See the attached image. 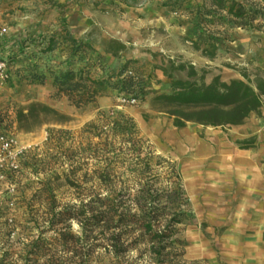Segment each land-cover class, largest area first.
<instances>
[{"label": "rangeland", "instance_id": "1", "mask_svg": "<svg viewBox=\"0 0 264 264\" xmlns=\"http://www.w3.org/2000/svg\"><path fill=\"white\" fill-rule=\"evenodd\" d=\"M166 1L0 0V59L9 73L0 84V134L28 146L14 191L0 194V264H48L50 257L56 264H117L98 238L77 243L69 237L63 243L64 234L80 235L81 226L59 215L61 222L52 224V216L79 211L100 191L99 162L112 140L121 146L104 126L118 119L132 120L138 139L135 149L123 147L115 161L112 191L135 187L141 158H149L153 170L146 176L158 184L167 176L161 158L174 162L192 212L180 225L182 258L188 264H264V120L251 113L241 126L175 127L152 101L170 90V76L188 79L180 63L192 64L197 74L190 79L202 74L205 83L215 76L244 79L242 74L253 82L264 71V21H255L258 28H241L209 19L204 28L220 38L210 59L184 39L189 15L173 11ZM66 30L92 49L71 57ZM51 36L54 49L42 52ZM110 41L125 48L114 56L105 51ZM70 57L73 66L80 57V63L88 59L93 77L111 82L125 65L124 74L142 82L143 98L131 102V95L110 85L94 102L76 107L51 84L50 72L66 68ZM33 63L45 72L44 83L29 77ZM250 137L254 146L244 153L240 146L249 142L238 141ZM138 252H130L123 264H145Z\"/></svg>", "mask_w": 264, "mask_h": 264}, {"label": "trees", "instance_id": "2", "mask_svg": "<svg viewBox=\"0 0 264 264\" xmlns=\"http://www.w3.org/2000/svg\"><path fill=\"white\" fill-rule=\"evenodd\" d=\"M192 1L167 0L164 5H169L173 11L189 15L190 27L187 28L184 39L210 59L216 54L220 38L204 28V25L211 21L209 19L215 18V21L220 23L241 28H258L260 24L255 21H264V5L257 6L253 0H203L202 4ZM53 37L48 39V44L42 52L54 49ZM64 38L68 42L71 57L92 49L89 42L75 38L67 30ZM112 43H115V46H111ZM124 48L123 43L110 41L105 51L115 56ZM71 57L66 68L50 72V75L52 86L76 107L94 102L110 85L133 98H143L145 89L142 82L133 74H124L125 65L116 76L111 75L112 78L116 77V80L111 82L110 79L93 77L94 64L88 59L80 63V57L79 65L73 66L75 61ZM11 60L13 56L10 57ZM29 65V77L36 83H44L45 72L37 70L36 63ZM177 67L180 70L186 69L188 79L170 76V90L152 97V101L160 105L159 111L172 118L175 127H184L192 122L224 128L243 124L251 113L260 115L264 99V71L257 74L253 82L246 74H242L244 79L223 81L215 76L211 82L205 83L202 74L199 78L190 79L197 74L192 64L180 63ZM42 108L55 113L52 108ZM104 127L120 139L121 146L116 148L115 141L112 140L111 146L106 148V155L101 158L96 170L101 189L93 200L82 203L79 211L66 210L53 214L52 224L61 222L59 215L64 219L76 221L82 229V233L77 236L64 234L62 242L66 243L69 237L77 243H86L91 237L98 238L105 242L103 247L113 255L117 264H123L130 252L138 249L136 257L138 260L143 259L145 264H188L182 258L185 240L181 236L180 225L189 222L192 212L176 164L161 158L166 163L167 176L165 182L158 184L155 179L152 181L148 178L153 170L149 158H141L137 168L140 175L134 182L135 187L112 191L113 165L123 153V147L131 144L132 149H135L138 131L132 120L118 119L108 122ZM253 139L250 137L238 141L249 142L242 144L240 148L253 147ZM262 239L264 241V232ZM82 255L86 256L87 252ZM54 261L55 259L50 257L48 264H56Z\"/></svg>", "mask_w": 264, "mask_h": 264}, {"label": "built area", "instance_id": "3", "mask_svg": "<svg viewBox=\"0 0 264 264\" xmlns=\"http://www.w3.org/2000/svg\"><path fill=\"white\" fill-rule=\"evenodd\" d=\"M9 77L5 60L0 59V84ZM134 102L135 99L130 100ZM27 145L20 144L12 134H0V194L4 191H14V181L20 170V162L27 151Z\"/></svg>", "mask_w": 264, "mask_h": 264}, {"label": "crops", "instance_id": "4", "mask_svg": "<svg viewBox=\"0 0 264 264\" xmlns=\"http://www.w3.org/2000/svg\"><path fill=\"white\" fill-rule=\"evenodd\" d=\"M254 114V113H253ZM251 115L252 114H250L247 118H246V120L247 119H250V117H251ZM259 117L258 118H260V119H263L264 120V102L262 103V107H261V109H260V115H258ZM241 125H243V124H240V125H237V126H241ZM253 133H255V132H253ZM248 149H243V151H245L244 153H248L249 151H247ZM250 161H252V160H250ZM253 162V161H252Z\"/></svg>", "mask_w": 264, "mask_h": 264}]
</instances>
